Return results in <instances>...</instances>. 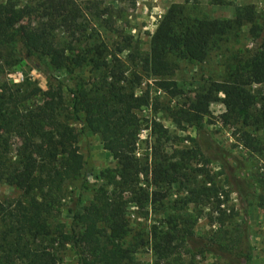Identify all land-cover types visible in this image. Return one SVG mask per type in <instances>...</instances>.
I'll return each mask as SVG.
<instances>
[{
    "label": "trees",
    "instance_id": "obj_1",
    "mask_svg": "<svg viewBox=\"0 0 264 264\" xmlns=\"http://www.w3.org/2000/svg\"><path fill=\"white\" fill-rule=\"evenodd\" d=\"M117 1L134 5V0ZM197 2L185 0V4ZM208 2L216 6L230 5L227 0ZM185 4L173 3L168 7L150 36L148 54L144 55L137 45L131 46L128 36L121 38L124 45L115 51L98 41L79 46L78 35L86 31V26L81 22L82 10L74 0H44L42 4L23 6L13 0L0 3V48L8 50L18 44L29 64L34 59H45L54 69L71 66L79 70L90 65L97 75L89 88L84 85L68 88L71 98L68 106L61 82L50 84L45 90L30 80L0 85V181L21 192L14 201H0V264H59V252L68 245L79 252L80 264L132 261L131 248L135 245L124 243L130 226L122 192L139 193L138 207L141 217L146 219L149 215L146 204L162 202L168 194L149 192L148 188L139 186L140 177H149L150 184L156 188L169 187L175 182L172 174L181 165L168 162L160 154L158 145L168 132L154 119L149 126L155 141L151 162L148 155L137 156L140 120L136 112L142 108L157 110L158 104L148 90L135 94L134 87L140 84L142 76L134 70L128 71L118 58L124 49H131L129 62L139 64L158 90L175 97L181 92L173 82L168 87L175 69L169 57L201 63L210 49L237 36L248 24L251 38L259 41L253 53L233 63L225 80L208 82L195 92L188 104L177 110L167 108V111L175 120L201 126L209 116V106L221 102L225 108L221 116L224 124L230 119L236 123L242 118L244 122L251 119L255 127L264 126V36L255 6L239 5L234 8L232 18L214 19L206 15L191 17ZM30 18L37 19L28 25L22 24ZM59 31L70 38L65 45L57 41ZM253 84L261 89L252 91ZM255 107L258 113L252 117L249 112ZM76 120L89 131L100 134L102 146L110 152L117 168L106 170L107 186L96 190L80 213L73 212L78 231L69 233L59 224L51 226L50 218L61 205L65 184L77 178L85 166L77 147L78 134L73 126ZM242 136L243 145L255 150L257 144L249 134ZM8 137L18 141L15 161L7 153ZM207 183L200 182L189 190L184 205L201 202V196L205 195L207 199L213 198L219 209L220 196L225 201L228 195L214 183L210 187ZM182 219L186 226L181 236L183 242L192 236V226L198 218L192 220L187 215ZM167 221L171 231H157L155 227L151 231L157 263L168 260L183 246L174 242L179 236L174 216H169Z\"/></svg>",
    "mask_w": 264,
    "mask_h": 264
},
{
    "label": "rangeland",
    "instance_id": "obj_2",
    "mask_svg": "<svg viewBox=\"0 0 264 264\" xmlns=\"http://www.w3.org/2000/svg\"><path fill=\"white\" fill-rule=\"evenodd\" d=\"M13 1L23 6L42 4L44 0ZM74 1L82 10L81 22L86 26V31L78 35L81 40L79 46L98 41L115 51L124 45L121 38L128 36L131 46L137 45L144 55L149 52L150 36L168 7L173 3L185 4V0H134V5L117 0ZM227 1L230 5L216 6L208 0H198L196 4H185L186 11L191 17L206 15L214 19H228L232 18L236 6L252 4L259 14V22H262L264 36V0ZM36 19L30 18L22 24L28 25ZM249 28L245 24L237 36L223 40L210 49L206 60L201 63L170 56L169 60L175 69L168 87L171 88L173 82L181 92L175 97L158 90L139 64L132 65L129 62L131 49L126 48L118 54L128 71L134 70L142 76L140 84L134 87L135 94L140 95L148 90L150 97L158 104L157 110L142 108L136 112L140 120L137 156L142 158L148 155V161L151 162V148L155 141L149 126L150 120L154 119L168 132V136L162 138L158 145L160 154L168 162L181 165L179 171L172 174L175 182L169 187L156 188L150 184L149 177H140L139 186L148 188L149 192L156 190L168 194L162 202L146 204L145 208L149 212L146 219L141 217L138 207L141 200L139 193L122 192L127 202L126 217L130 226L124 243L135 245L131 248L132 261L129 264H264V126L255 127L251 119L244 122L242 118L236 123L230 119L228 124H224L221 116L225 108L221 102L209 106V116L201 126L175 120L167 111V108L177 110L188 104L195 92L208 82L225 80L233 63L253 53L259 41L251 38ZM69 39L65 32H57L59 44L65 45ZM96 78L90 65L79 70L71 66L54 69L45 59H34L32 64L27 63L18 44L8 50L0 48V85L3 82L16 85L30 80L45 90L50 84L61 82L67 106L71 99L68 88L77 85L89 88ZM250 88L254 92L261 89L255 84ZM249 113L254 117L258 107ZM73 126L78 134L77 147L85 166L77 178L65 184L61 205L50 218L51 226L59 224L69 233L78 231L73 212L80 213L92 200L94 192L101 186H107L104 172L117 168L110 152L103 148L100 134L89 131L77 120ZM243 133L249 134L256 142L258 151L243 145ZM17 146L16 139H6L8 156L14 161ZM200 182H208L207 187L214 183L220 191L227 193L225 201L224 196H220L222 204L219 209L215 207L213 198L207 199L205 195L201 196V202L184 205L187 192ZM20 195L19 190L0 181L1 202L14 201ZM187 215H191L192 220L196 216L198 219L192 226V236L184 238L182 242L181 236L186 229L182 218ZM169 216H174L179 234L174 242L183 246L168 260L157 263L152 251L151 231L153 227L157 231H171L167 221ZM103 234L106 235V231ZM59 254V264H80L79 252L71 245Z\"/></svg>",
    "mask_w": 264,
    "mask_h": 264
}]
</instances>
